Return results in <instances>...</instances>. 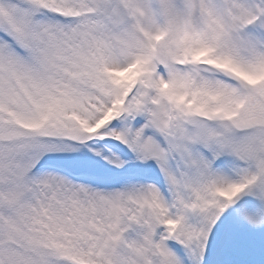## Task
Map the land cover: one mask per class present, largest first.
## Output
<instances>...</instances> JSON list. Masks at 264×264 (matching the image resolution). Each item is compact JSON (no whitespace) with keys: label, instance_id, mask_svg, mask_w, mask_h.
<instances>
[{"label":"snow or ice","instance_id":"1","mask_svg":"<svg viewBox=\"0 0 264 264\" xmlns=\"http://www.w3.org/2000/svg\"><path fill=\"white\" fill-rule=\"evenodd\" d=\"M0 264H264V0H0Z\"/></svg>","mask_w":264,"mask_h":264}]
</instances>
